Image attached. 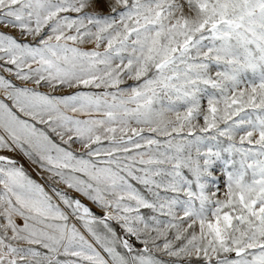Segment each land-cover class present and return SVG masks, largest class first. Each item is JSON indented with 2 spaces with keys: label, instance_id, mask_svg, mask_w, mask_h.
<instances>
[{
  "label": "snow or ice",
  "instance_id": "1",
  "mask_svg": "<svg viewBox=\"0 0 264 264\" xmlns=\"http://www.w3.org/2000/svg\"><path fill=\"white\" fill-rule=\"evenodd\" d=\"M0 264H264V0H0Z\"/></svg>",
  "mask_w": 264,
  "mask_h": 264
},
{
  "label": "rangeland",
  "instance_id": "2",
  "mask_svg": "<svg viewBox=\"0 0 264 264\" xmlns=\"http://www.w3.org/2000/svg\"><path fill=\"white\" fill-rule=\"evenodd\" d=\"M6 154L13 155L11 153H6ZM16 158L18 160H20V162L24 165V167L28 171V173L30 175H32L33 179L39 180V177L37 176L36 172L33 170V166L32 165H30L22 156L17 155ZM76 195H78V194H76ZM81 199L84 201V203L89 204L90 207H93V209L96 210L95 206L91 205V203L89 201H87L83 197H81Z\"/></svg>",
  "mask_w": 264,
  "mask_h": 264
}]
</instances>
